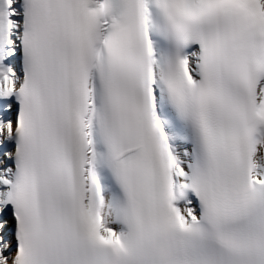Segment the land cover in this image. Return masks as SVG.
I'll return each mask as SVG.
<instances>
[{
    "label": "snow or ice",
    "instance_id": "snow-or-ice-1",
    "mask_svg": "<svg viewBox=\"0 0 264 264\" xmlns=\"http://www.w3.org/2000/svg\"><path fill=\"white\" fill-rule=\"evenodd\" d=\"M0 264H264V0H0Z\"/></svg>",
    "mask_w": 264,
    "mask_h": 264
}]
</instances>
